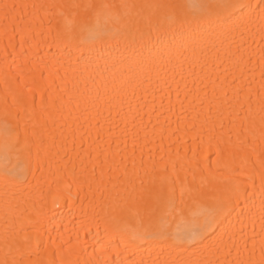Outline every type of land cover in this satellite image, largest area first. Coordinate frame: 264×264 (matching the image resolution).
<instances>
[{
    "label": "bare ground",
    "instance_id": "1",
    "mask_svg": "<svg viewBox=\"0 0 264 264\" xmlns=\"http://www.w3.org/2000/svg\"><path fill=\"white\" fill-rule=\"evenodd\" d=\"M192 2L0 0V264H264V0Z\"/></svg>",
    "mask_w": 264,
    "mask_h": 264
},
{
    "label": "snow or ice",
    "instance_id": "2",
    "mask_svg": "<svg viewBox=\"0 0 264 264\" xmlns=\"http://www.w3.org/2000/svg\"><path fill=\"white\" fill-rule=\"evenodd\" d=\"M192 7L196 8V9H199L200 8V2L199 0H193L192 2ZM91 38L95 39V38H98L96 37L95 35H93ZM218 210H213L211 212L208 213V220L211 222V221H214L215 220V217L218 215Z\"/></svg>",
    "mask_w": 264,
    "mask_h": 264
}]
</instances>
